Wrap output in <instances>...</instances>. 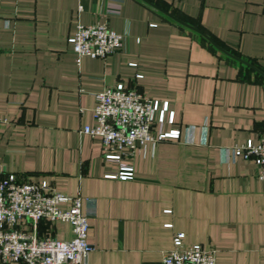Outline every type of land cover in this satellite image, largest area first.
I'll use <instances>...</instances> for the list:
<instances>
[{
	"label": "crops",
	"instance_id": "crops-1",
	"mask_svg": "<svg viewBox=\"0 0 264 264\" xmlns=\"http://www.w3.org/2000/svg\"><path fill=\"white\" fill-rule=\"evenodd\" d=\"M149 1L264 72V0ZM78 23H106L123 46L78 63ZM118 82L167 101L174 121L163 130H181L125 156L127 180L108 177L120 164L83 132L96 124V94ZM0 116V178L81 194L88 264H163L179 233L186 247L216 250V264H264V180L231 154L264 130V76L145 0H0ZM37 232L73 235L69 222L46 219Z\"/></svg>",
	"mask_w": 264,
	"mask_h": 264
},
{
	"label": "built area",
	"instance_id": "built-area-1",
	"mask_svg": "<svg viewBox=\"0 0 264 264\" xmlns=\"http://www.w3.org/2000/svg\"><path fill=\"white\" fill-rule=\"evenodd\" d=\"M124 34L111 29L106 23H78L76 32L69 38L80 63L83 56L105 58L123 46ZM142 77V75H138ZM95 125H86L83 132L99 136L106 161L120 164L110 178L133 179L134 167L123 162L132 156L138 146L164 138H180V129L163 130L168 121L173 123L174 112L167 101L152 100L136 87L118 82L113 87L96 94ZM7 119L0 116L1 126ZM160 130L155 133L154 126ZM234 158L252 159L257 165V175L264 180V130L258 142L249 139L231 150ZM81 194L69 196L58 192L46 181L19 178L9 173L0 178V264H88L94 250L89 241L91 214L83 208ZM71 202L68 209L62 204ZM67 221L73 235L59 240L51 233L39 235L38 224ZM30 224L32 231L24 226ZM185 234L174 237V246L164 256L163 264H216V250L200 243L184 246Z\"/></svg>",
	"mask_w": 264,
	"mask_h": 264
},
{
	"label": "water",
	"instance_id": "water-1",
	"mask_svg": "<svg viewBox=\"0 0 264 264\" xmlns=\"http://www.w3.org/2000/svg\"><path fill=\"white\" fill-rule=\"evenodd\" d=\"M146 2H148L149 4L153 5L154 7L158 8L161 12H163L164 14H166L167 16H169L171 19L175 20L176 22L182 24L185 27L190 28L191 30H194L195 32L199 33L201 36H203L206 40H208L213 46H215L217 49H219L220 51H222L223 53H225L226 55L250 66L251 68L255 69L257 72H259L261 75L264 76V72L262 70H260L258 67H256L254 64L248 62L247 60L241 58L240 56L230 52L229 50H227L226 48H224L223 46H221L218 42H216V40H214L208 33H206L205 31H203L201 28H199L198 26L191 24L183 19H181L180 17L174 15L173 13H171L170 11L165 10L164 8L152 3L149 0H145Z\"/></svg>",
	"mask_w": 264,
	"mask_h": 264
}]
</instances>
